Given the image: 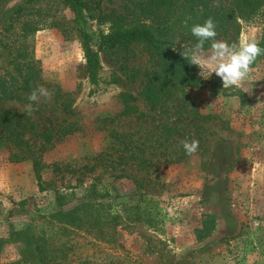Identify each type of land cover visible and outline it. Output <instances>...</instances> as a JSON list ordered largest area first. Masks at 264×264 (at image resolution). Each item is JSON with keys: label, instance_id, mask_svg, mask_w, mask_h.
Listing matches in <instances>:
<instances>
[{"label": "rangeland", "instance_id": "rangeland-1", "mask_svg": "<svg viewBox=\"0 0 264 264\" xmlns=\"http://www.w3.org/2000/svg\"><path fill=\"white\" fill-rule=\"evenodd\" d=\"M87 2L81 24L63 0H0V61L17 56L52 93L0 97V111L30 106L35 122L28 157L0 150V264H264V55L249 92L203 79L196 65L176 88L145 44L99 47L114 21L140 25L123 0ZM239 21L217 39L263 41L264 7ZM183 36L162 47L181 55L195 44ZM193 139L188 156L182 141ZM161 141L184 160L165 161ZM122 142L156 153L119 165Z\"/></svg>", "mask_w": 264, "mask_h": 264}, {"label": "trees", "instance_id": "trees-1", "mask_svg": "<svg viewBox=\"0 0 264 264\" xmlns=\"http://www.w3.org/2000/svg\"><path fill=\"white\" fill-rule=\"evenodd\" d=\"M4 1V0H1ZM39 0H26V3L38 2ZM75 11L78 21L84 23V11L89 8L87 0H63ZM96 7L101 6L102 0H95ZM126 9L135 21L139 20L140 25L132 27H119L120 22L114 21L109 33L101 36L99 47L104 50H117L120 46H128L132 43H143L148 47L151 59L162 68L168 76V81L172 82L176 88L184 89L186 86L179 72H187L193 69V65L180 54L168 48L165 50L162 45L168 43L163 37L168 34L174 35L176 31L184 35V39L197 42L191 34V26L200 23L203 24L208 17H212L217 25L218 36L226 35L229 31L238 33L241 28L239 19H248L259 9L264 7V0H123ZM23 7L15 9L16 17L22 15ZM125 17L124 15H122ZM190 17V19H189ZM187 20V26L184 21ZM84 39L86 42L92 39V36L84 30ZM264 47V39L260 43ZM205 47H210L206 43ZM87 64L93 71L99 64L97 52L93 48H87ZM3 52H0V57ZM8 57V56H7ZM0 97L16 98L27 101L28 94L40 87L38 71L27 72L23 65L17 59V56L5 58L0 61ZM197 79V76L193 74ZM35 122L25 112H17L12 109L0 111V150L9 148L12 160L21 161L28 157L32 150L28 146L29 140L26 137L34 131ZM123 143V142H122ZM164 146L161 155H165L164 160L169 162H178L184 160L183 155L179 154L177 149H170V144L161 141ZM125 148L119 150L117 163L126 164L128 161L133 163L150 161L151 154L156 152L148 151V148L156 149L153 144H130L123 143ZM167 149L169 151H167ZM15 150H21V154ZM159 154V155H160ZM35 158V157H33ZM38 180L41 175L38 173ZM36 249L41 250L40 246Z\"/></svg>", "mask_w": 264, "mask_h": 264}, {"label": "clouds", "instance_id": "clouds-1", "mask_svg": "<svg viewBox=\"0 0 264 264\" xmlns=\"http://www.w3.org/2000/svg\"><path fill=\"white\" fill-rule=\"evenodd\" d=\"M190 19V17H189ZM187 26L188 21L185 20ZM191 34L196 38V43L191 48H185L181 55L192 65L199 68V75L203 79H209L213 73L221 78L223 88L235 87L243 92H249L245 85L250 82L253 65L258 57L264 55V47L253 36L251 39H242L239 44H229L226 41L218 40L216 22L208 17L203 24L196 23L191 26ZM210 43V51H205V44ZM52 93L40 86L28 94V101L37 102L40 97L50 98ZM27 114H32V108H26ZM184 152L188 156L197 153L199 141H182Z\"/></svg>", "mask_w": 264, "mask_h": 264}]
</instances>
